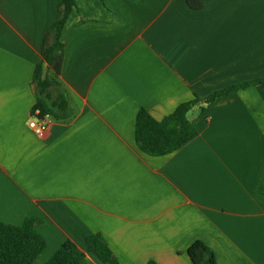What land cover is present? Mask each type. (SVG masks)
I'll return each instance as SVG.
<instances>
[{"label": "crops", "instance_id": "0c3cea01", "mask_svg": "<svg viewBox=\"0 0 264 264\" xmlns=\"http://www.w3.org/2000/svg\"><path fill=\"white\" fill-rule=\"evenodd\" d=\"M74 0L60 74L42 60L60 0H0V221L35 219L45 264L69 240L101 236L116 264H264V85L196 106L197 136L141 152L136 115L264 78V0ZM55 77L71 116L28 127L33 74ZM202 108L204 110H202ZM80 264H105L85 253Z\"/></svg>", "mask_w": 264, "mask_h": 264}, {"label": "trees", "instance_id": "16d2710c", "mask_svg": "<svg viewBox=\"0 0 264 264\" xmlns=\"http://www.w3.org/2000/svg\"><path fill=\"white\" fill-rule=\"evenodd\" d=\"M187 6L197 10L198 0H185ZM74 6V0H60L56 17L47 31L41 51L54 76L60 74L63 46L60 42L63 25ZM55 77L42 75V64L36 66L32 85L35 103L31 115L45 116L55 120H66L71 116L69 99ZM252 85H264V78L245 81L214 91L206 97H195L181 103L161 121L155 120L146 110L140 109L136 115L134 138L138 149L149 156H165L182 148L197 136L193 122L187 114L196 106H209L216 98ZM202 110H204L202 108ZM35 219L26 218L21 226H13L0 221V264H32L45 247V240L34 229ZM85 253L94 254L105 264H116L104 239L99 235L86 236ZM85 253L67 240L53 253L45 264H80ZM192 264H216L212 250L201 241L193 242L187 249ZM149 264H154L150 262Z\"/></svg>", "mask_w": 264, "mask_h": 264}, {"label": "built area", "instance_id": "2783aa9c", "mask_svg": "<svg viewBox=\"0 0 264 264\" xmlns=\"http://www.w3.org/2000/svg\"><path fill=\"white\" fill-rule=\"evenodd\" d=\"M37 113L35 112L34 115L31 116L29 121L27 122V127L38 137H40L44 130L45 126L47 124L46 118L48 116H45L44 118H38Z\"/></svg>", "mask_w": 264, "mask_h": 264}, {"label": "rangeland", "instance_id": "374dc122", "mask_svg": "<svg viewBox=\"0 0 264 264\" xmlns=\"http://www.w3.org/2000/svg\"><path fill=\"white\" fill-rule=\"evenodd\" d=\"M46 76H48V75H46Z\"/></svg>", "mask_w": 264, "mask_h": 264}]
</instances>
